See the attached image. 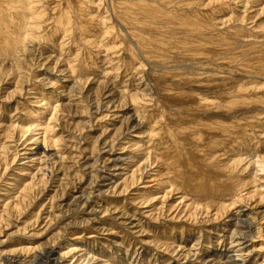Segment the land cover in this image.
<instances>
[{"label": "rangeland", "instance_id": "1", "mask_svg": "<svg viewBox=\"0 0 264 264\" xmlns=\"http://www.w3.org/2000/svg\"><path fill=\"white\" fill-rule=\"evenodd\" d=\"M15 1L17 0H0V8L14 6ZM210 1L217 0H206L205 5H209ZM95 2L96 0L87 4V6L92 4V7L88 6L91 12L97 9L90 13L93 18L98 17V22L108 18V25H115L116 22L124 28L123 23L117 20L115 12H112L113 6L109 0H107L109 13H106L101 4L100 11L97 8L98 0ZM142 2L139 5L144 10L141 12L142 17L136 19L139 20L138 22L134 21L140 25L139 30L147 31L153 37L160 35L162 28L172 25H175L174 32L177 29L175 19L178 15H185V19L190 20L189 23L195 19L196 9L191 11V7L183 8L186 3H181V0H143ZM248 2L250 4L247 5ZM231 3L233 5L237 3V10L223 11L220 20L216 21L221 24L223 38L232 41L233 38L228 37V33L233 32L234 28L230 27L234 24H237L240 34L246 33L242 27L246 25L250 30L259 29L257 32L264 30V0H231ZM214 4V7L203 5L199 18L204 17V14L209 15L212 9L220 5V3ZM25 6L26 9L29 8ZM118 6L117 3L114 8ZM247 6L251 9L248 14ZM132 7L130 5L128 8L132 9ZM186 8L190 15L188 12L178 13ZM231 11L237 12L238 19H234L235 21H231L233 13ZM111 13L115 14L114 21ZM24 19L22 24L24 30L35 25L29 13H24ZM93 24L98 26L96 22ZM204 25L202 29L205 28ZM98 27H101V31L98 30L100 28H96L95 33L91 30L90 34L101 35L97 40L94 35L95 41L91 44V46L98 45L99 48L90 49L95 55L100 52L95 56L98 59L92 58L93 52H89L91 55L85 53L84 55H88V63L82 66L80 73L71 72L70 62L76 54L72 51L67 54L74 46V43L70 45L63 40L67 29L56 33L62 38L60 40L56 34L57 40L52 39L55 41L53 43L50 38L47 41L42 40L44 43L34 56L28 51L23 52L27 43L31 46L39 44V40L35 41L31 36L26 37L24 43L16 44L10 58L0 54V262L5 257H19L20 264H45L47 258L39 260L35 257L38 252L53 247L59 251V254L69 255L63 264H82L83 258L79 259L86 253L97 257L99 262H107L109 258H114V261L130 264L129 258L133 261L142 258L143 264L147 262L153 264L155 259L161 258L158 264H199L196 258L201 254L209 255L215 250L226 249L233 251L234 260L238 262L264 264V233L259 232V229H264V202L258 197L264 195V173L259 174V172L253 183H250V179V185L246 180L243 189L239 188L240 190L235 192V195H238L234 199L231 198L230 193L229 197L219 199L231 211L217 220L213 216L216 212L215 209L213 210L214 207L206 208L205 203H202L196 206L201 211L197 213L193 211L191 215L187 207L188 202L182 200L179 194L181 191L171 192L168 188L167 195L165 190L156 189L158 186L154 180L159 177L158 173L162 170L163 163L154 155L155 153L150 155L149 162L142 156L144 153L147 155L144 149L150 147V144L155 146L157 139V132H150V127L164 122L165 119L161 121L162 105L155 109L149 102L152 93L149 87L154 88L159 99L164 103V98L174 99L178 97L180 91L189 92V89L184 87V82L190 78L189 69L181 67L177 70H162L160 66L155 65L156 54L148 51L151 57L147 55V58L143 48L140 49L135 62L140 60L143 63L142 59L144 60L143 70L147 73L144 84L148 86L145 87L146 89H141L136 101L132 102L126 95L133 93L132 89H136V83L133 84L131 78L133 75L129 76L131 74L129 73L127 77L125 75L128 72L126 74L120 67H115L121 47L116 46L115 53L114 50L108 51V48H103L101 44L105 39L110 41L108 32L111 29L109 26V29L101 25ZM31 31L35 33L34 38L38 39L39 31ZM104 32L107 34L104 35ZM209 32L208 27L204 32L205 36ZM193 34L195 32L191 33ZM185 35L180 34L179 29L177 38L180 39ZM260 40L263 42L264 39L260 38ZM162 44L158 42V47L162 48ZM222 47L224 49L227 46ZM75 48L78 50L77 45ZM217 48V52L221 53L223 49L220 46ZM105 50L108 51L107 54ZM226 50L227 48L222 52L225 53ZM116 52H119L118 56ZM69 55H73L72 58H68ZM105 57L109 58L108 61L113 60V63L104 62ZM95 61L101 66L100 69H96L94 65L90 66V63ZM189 62L190 59H183L184 65ZM193 65L196 67L195 62ZM140 66L138 62L137 68L141 71L143 66L141 69ZM83 67L86 68L85 72ZM94 69L98 70L97 73L93 72ZM121 71L125 73V75L122 73L123 78ZM47 72L64 76V83L72 80L80 82L81 103L70 97L68 87L62 82L57 85L62 87L58 98H56L57 93L53 92L55 88H51L46 81L44 82L46 85L42 87L39 81H42V74ZM234 76L238 75L234 73ZM67 77H69L68 81H66ZM124 78L126 82L122 80ZM138 78L140 77L136 76L135 79ZM104 80L113 82L114 87L117 86L116 89L111 91ZM122 89H128L123 97ZM51 92L53 95L49 94ZM94 102L105 105L104 108L109 106V109L95 113L96 111L92 109ZM28 113L34 114L33 119L26 116ZM129 115H132L131 120L135 117L144 124L143 127H136L129 135L126 133L124 136L121 125L127 118L129 119ZM45 127L51 128L46 134L45 142L46 148L51 152L47 157L42 158V163L35 164L30 161L33 148L36 143L44 147L42 140ZM155 128H158V125ZM130 140L140 142L138 144L140 150H133L139 146H135L136 142L132 143ZM263 153L264 145L259 151L256 150L254 155L258 154L262 157ZM249 155L253 156L250 152ZM190 156L195 159L197 153L191 151ZM254 169L251 168L248 172L254 173ZM97 170H100L99 174ZM102 176L106 178L103 179ZM151 190H153L151 198H144L145 193H150ZM238 200L243 201L240 203ZM240 207L242 212L238 215L235 212ZM236 218L244 221L241 224ZM188 251H191L192 255L186 258L185 254ZM127 252L129 256L126 255ZM223 262L221 260L218 263ZM135 264H140V261Z\"/></svg>", "mask_w": 264, "mask_h": 264}, {"label": "bare ground", "instance_id": "2", "mask_svg": "<svg viewBox=\"0 0 264 264\" xmlns=\"http://www.w3.org/2000/svg\"><path fill=\"white\" fill-rule=\"evenodd\" d=\"M93 1L94 0H17L14 2V6H10L9 8H4L3 6L2 9L0 8V54L4 57L10 58L14 52L16 44L24 43L25 38L31 36L35 41L39 40V44L31 46L27 43L26 47L23 48V52L28 51L31 56H34L37 51L39 52V49L43 45L44 42H42V40L47 41L50 38L53 43L55 42L53 40H57L55 34L60 30H63L64 32V30L66 31L67 29L68 32L66 31L65 34L63 33V40L69 42L70 45L74 43V46L67 52V54H70L71 51L73 54H76V56L69 55L68 58H72V56L74 57L70 62V68L71 72L77 73L76 71L79 72L82 66H85V63H88L87 54L89 52H93L94 56H92V58H95V56L100 53L99 52L95 55V52L92 51L99 48L98 45L91 46L95 41L93 36L97 35L94 34L95 29L100 28L98 30L101 31V27L98 26L101 25L107 28L109 26L111 31L108 32V39L110 38V41H106L104 38L105 42H103V39L101 46L103 48H108V51L116 49V46L121 47L119 50V52H121L119 54L120 57L117 58L119 52H116L117 56L114 55L117 58V65L115 63L114 65H116V68L120 67L123 72H126V74L128 72V74L125 75V73L121 71V77L122 73L127 77L133 75L131 78H133V84L136 83V89H132L134 92L129 94L127 93L128 89H122L123 93H121L122 97L127 93L126 96H128V100H131L132 102L136 101L135 99L138 98L137 95L140 90L143 88L146 89L145 87L148 86L146 83L144 84L145 77H147V73H145L146 70H143L144 60L142 59L143 63L140 60L135 62V59H137L140 54V49L143 48L146 57L149 55L148 51L156 54L154 58L155 65L160 66L159 68L162 70H177L181 69V67L189 69L188 72L190 78L184 82V87L188 88L189 92L180 91L178 97H174V99L164 98L166 104L159 99L154 88L152 86L149 87L152 92L150 94L149 102L153 104L155 109L162 105L163 118L161 121L164 119L165 121L159 122L155 126L150 127V132H157L155 146L150 144V147L144 149L146 150L147 155L144 153V155L141 156L142 158H145V161L149 162L150 155L155 153L154 155L162 161V172L160 171V173H158L159 175L157 174L159 176L157 178L159 179L156 178L154 180L156 186H158L156 189L159 191L165 190V193L168 191V188L171 189V192L181 191L179 194H181L182 200L188 202L187 207L188 211L191 212V215L193 211L196 213L201 211V209L196 208V206H200L202 203H205L206 208L214 207L213 210L215 209L216 212L213 216H215L216 220L227 215L231 209L228 210L227 206L224 205L225 203L219 199L222 197H229V193L231 198L234 199L238 195H235V192L238 191L239 188L243 189L246 180L248 185H250V183L255 182L254 179L256 180V177L259 174L264 173V156L261 157V153L260 155L257 154L258 156L254 155L256 150L259 151L260 147L264 145V40L263 42H260L262 40H260V38L264 39V30L257 32L259 29L254 28L250 30L246 25L242 26L243 29L246 30V33L240 34L237 30V24H234V26L232 25L230 27L234 28L233 32L228 33V37L231 39L233 38L235 42H233V39L230 41V39L222 37L223 29H220L221 24L216 23V21L220 20L223 11H227L228 9L237 10V3H234L233 5L231 0H217L210 1V3L208 2L209 5H205L206 0H181V3L187 4H185L183 8L188 6L192 8L191 11L196 9L193 22L189 23L190 20L185 19V15H178L175 19L178 22H175L177 24V29H175L174 32L173 29L175 28V25H172L168 26L169 28H162L160 35L157 34L153 37L149 32L139 30L140 25L137 23L139 20H136L139 16L142 17L141 12H144V10L141 9V6L139 7L143 0H139L138 2H136V0H109L113 6H111L114 10H112V12H115L117 20L123 23L122 25H124V28H122L123 26L120 27L117 25L116 22L115 25H108V18H104V20L100 22L97 21L98 17L93 18L90 13H93L97 9L95 8L94 10L91 8L94 10L91 12L88 9V6H91L92 4L87 6L88 3ZM98 2L99 5L97 6L96 4L97 8L99 9L101 4L106 10V13H109L107 7L109 4L107 5V0H98ZM117 3L119 6L114 8ZM214 3H217L218 5L220 3L218 8L215 7L209 15L204 14V17L199 18V12L203 8V5L204 7H214ZM248 4L250 3L248 2L247 5ZM25 5L29 6V8L26 9ZM130 5L131 7L133 6L132 9L128 8ZM125 6L128 7L126 8ZM247 8L246 13L248 14V11L251 9L249 6H247ZM25 12L29 13L30 17L35 21V25L29 27L30 29L26 27L28 31L24 30L22 25L26 19V17L24 19ZM187 12L189 15L191 14L187 8L185 10L182 9L178 13L187 14ZM147 13L149 12H146V14ZM111 14V18L114 21L115 14ZM216 14L220 15L217 16ZM236 18L238 19L237 12H233L231 21H235L234 19ZM95 22L98 26L93 24ZM221 23L223 22L221 21ZM204 24H206L207 27ZM203 25L205 26L204 29H202ZM105 27L103 29H105ZM208 27L210 28V32L205 36L204 32ZM186 28H189V30H186ZM179 29L180 34H186L184 37H180V39L177 38ZM31 30L39 31L38 39L34 38L35 33ZM91 30H94L93 35H90L92 32ZM194 32L195 34L191 35V33ZM105 33L106 32H104V35ZM47 35L49 37H47ZM58 35L59 34H56V36ZM259 35H261V37H259ZM98 36L101 38V35ZM98 36H96V40L99 39ZM58 39L60 40L62 38H59L58 36ZM158 42L160 44L163 43L161 45V47L163 46L162 48L158 47ZM152 43L154 45H152ZM232 43L235 44L232 45ZM62 45H60V48ZM70 45L68 46L70 47ZM75 45H77L78 50H75ZM219 46L222 49V46H227L226 52H222L223 50L225 51L226 48L221 51L222 54L220 51L217 52V47ZM90 49L92 50L90 51ZM108 51L105 50V53H108ZM85 53H87V56L84 55ZM137 53L139 54L137 55ZM185 58L190 59V62L184 65L183 59ZM82 59H84V62H82ZM108 60V57L104 58V62L106 61L108 64L113 63V60ZM93 61L94 60L92 59V62ZM138 62L141 64L140 69L143 66L141 71L137 68ZM194 62L196 67L193 65ZM94 63H90V66L94 65L96 66V69H100L101 66L97 65L96 61ZM150 64L152 65L153 63ZM85 69L86 68L83 69L84 72ZM97 71L94 69L93 72L97 73ZM129 73L131 74L129 75ZM234 73L238 76H234ZM228 75H231L232 77L229 78ZM42 76V81H39L41 86L44 87L46 85L44 82L46 81L51 85V88H55L53 92L57 93L56 98L61 95L59 90L62 87H57V85L59 82H62L65 87H68L67 89H69L70 97L81 103L79 100V95L81 94L80 89L82 88L80 82L72 80L68 83H64V76L60 77L59 75L56 76V74L48 72L42 74ZM136 76H139L140 78L135 79ZM68 78L69 77H67L66 81L69 80ZM122 80L125 81V78ZM104 83L111 88V91H114L117 87H114L115 84H113V82L109 83L105 81ZM131 83L128 84L131 85ZM194 83L199 85L194 86ZM200 84L203 86H200ZM53 92L49 94L53 95ZM122 100L126 102V100ZM139 101L140 100H138V103ZM92 105V109L96 111L95 113L109 109V106L104 108L105 105L102 106L96 102L92 103ZM126 114L128 115V113ZM26 116L33 119L34 114L28 113ZM131 117L132 115H129V119L127 118L128 121L126 119L121 125L122 135L124 136H126V133L129 135L131 130L136 127H143L144 123L137 121L135 117L131 120ZM157 125L158 128H155ZM50 130L51 128H44V137L42 140L44 147H40V145L36 143L35 148H33L31 162H34L35 164L42 163V158L47 157L49 152H51V150L45 146V142L47 141L46 134H48ZM131 141L132 140H130V142ZM134 141H132V143ZM138 144H140V142L134 143L135 146ZM130 145L133 144L130 143ZM133 150H140V146ZM191 151L197 153L195 159L190 156ZM249 152L253 156H250ZM133 158L135 159V157ZM248 158L250 159L246 162ZM115 160L121 161L117 159ZM251 168H255L254 173L248 172ZM142 170L145 171L144 169ZM255 170L257 172H255ZM97 172L99 174L100 170H97ZM49 173L52 174V172ZM46 175L47 174H45V176ZM102 177L103 179L106 178L104 176ZM152 192L153 190H151L150 193H145L144 198H151ZM254 197H252V199ZM258 197L261 202H264V195H258ZM249 200L250 199H248V201ZM242 201L243 200L239 202L241 203ZM232 206H234V204H232ZM241 212L242 210L240 207L236 209L235 213H238L239 215ZM236 220L241 224L244 221L238 218H236ZM263 231L264 229H259L260 234L264 233ZM232 252L233 251L227 249L224 251L215 250L209 255H206L205 253L204 255L201 254V256H198L196 259L199 264H219L218 262H221V260L224 262L220 264H246L245 262L234 260ZM126 255L129 256L128 252ZM191 255L192 252L188 251V253L185 254V257L189 258ZM67 256L69 255L64 253L59 254V251L52 247L38 252L37 256L34 257L39 260L47 258V262H44L45 264H63V261ZM82 258V264H124L118 260L114 261V258H109L107 262H99L97 257H94L91 253H86V255L81 256L79 260ZM160 259L161 258L155 259L153 264H158V261H161ZM19 260V257H5L0 264H20ZM128 260H130V264H135L139 261L140 264H143L142 258L134 261L130 258ZM216 260L217 262H215ZM145 264L151 263L147 262Z\"/></svg>", "mask_w": 264, "mask_h": 264}]
</instances>
